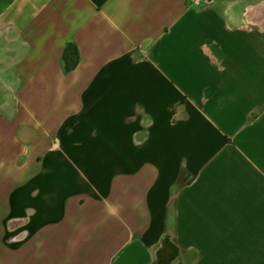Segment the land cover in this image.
I'll return each instance as SVG.
<instances>
[{"label":"crops","instance_id":"0c3cea01","mask_svg":"<svg viewBox=\"0 0 264 264\" xmlns=\"http://www.w3.org/2000/svg\"><path fill=\"white\" fill-rule=\"evenodd\" d=\"M263 1L0 0V264H264Z\"/></svg>","mask_w":264,"mask_h":264},{"label":"trees","instance_id":"16d2710c","mask_svg":"<svg viewBox=\"0 0 264 264\" xmlns=\"http://www.w3.org/2000/svg\"><path fill=\"white\" fill-rule=\"evenodd\" d=\"M77 62V51L74 44L69 43L63 54V68L65 72L70 71Z\"/></svg>","mask_w":264,"mask_h":264},{"label":"rangeland","instance_id":"374dc122","mask_svg":"<svg viewBox=\"0 0 264 264\" xmlns=\"http://www.w3.org/2000/svg\"><path fill=\"white\" fill-rule=\"evenodd\" d=\"M261 17H262V19H263V21H264V1H263V5H262V12H261ZM263 64H264V57H263Z\"/></svg>","mask_w":264,"mask_h":264}]
</instances>
